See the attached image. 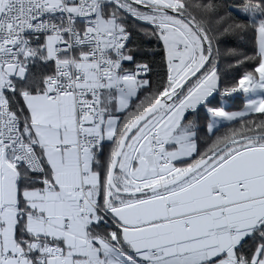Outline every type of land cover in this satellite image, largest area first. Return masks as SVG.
I'll return each instance as SVG.
<instances>
[{"label":"snow or ice","instance_id":"6c2138e0","mask_svg":"<svg viewBox=\"0 0 264 264\" xmlns=\"http://www.w3.org/2000/svg\"><path fill=\"white\" fill-rule=\"evenodd\" d=\"M0 264H264V0H0Z\"/></svg>","mask_w":264,"mask_h":264}]
</instances>
